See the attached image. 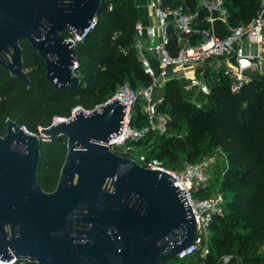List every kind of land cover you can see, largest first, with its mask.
Here are the masks:
<instances>
[{"label":"water","instance_id":"obj_1","mask_svg":"<svg viewBox=\"0 0 264 264\" xmlns=\"http://www.w3.org/2000/svg\"><path fill=\"white\" fill-rule=\"evenodd\" d=\"M201 3V1H199ZM101 0H0V66L26 86L25 39L44 61L53 87L74 89L75 46ZM125 104L107 100L77 108L66 121L27 134L5 120L0 135V259L33 264H160L196 235V221L175 178L115 153L108 142L122 130ZM65 136L56 187L38 182L41 141Z\"/></svg>","mask_w":264,"mask_h":264},{"label":"trees","instance_id":"obj_2","mask_svg":"<svg viewBox=\"0 0 264 264\" xmlns=\"http://www.w3.org/2000/svg\"><path fill=\"white\" fill-rule=\"evenodd\" d=\"M101 1L95 24L75 45L78 87H53L45 77L43 59L25 39L20 45L30 85L0 66V135L5 134L7 118L38 133V127L49 126L55 116L67 117L77 106L92 109L104 103L125 81L133 88L151 82L133 44L140 20L135 0ZM224 1L230 26L248 23L259 9V0ZM179 3L194 10L198 0H160L162 7ZM176 48L172 39L173 53ZM184 86L185 81L178 79L164 83L158 108L168 115L170 132L183 126L185 133L184 137L167 136L156 156L176 163L177 151H186L191 162L205 149L219 148L227 161L217 178L225 205L224 212L210 223L207 255L198 260L193 256L173 258L160 264H264V250L259 249L264 243V74L250 77L237 91L230 90L224 77L215 75L210 91L198 94L200 106L195 105L191 91ZM142 122L143 115L137 109L131 125ZM164 138L151 134L135 141V146H145L151 140L155 145ZM65 153V136L41 141L37 175L45 191L55 189ZM210 189L208 185L199 194L207 196Z\"/></svg>","mask_w":264,"mask_h":264},{"label":"built area","instance_id":"obj_3","mask_svg":"<svg viewBox=\"0 0 264 264\" xmlns=\"http://www.w3.org/2000/svg\"><path fill=\"white\" fill-rule=\"evenodd\" d=\"M151 9L154 22L145 27V31L154 42L146 48L139 40V33L143 30L139 23L136 25L133 39L143 72L150 76L151 82L138 88H133L129 83H122L108 99L117 98L125 104L122 130L109 139L108 146L113 151L132 158L143 167L165 171L175 178L173 184L182 187L185 194L181 190L179 192L181 196L185 195L196 221L194 240L177 252L175 258L184 260L198 251L204 257L210 251L208 237L210 223L215 216L224 212L225 205V198L219 190L207 196L199 194L209 185L206 171L208 164L190 163L181 171H177L166 167L156 157L133 155V151L136 150L135 141L151 134L170 136L169 117L158 108L162 98L155 97L160 82L170 79L183 80L185 89L193 92L192 98H195V95L210 91L215 75L224 77L230 90L237 91L247 79L260 74L264 63V0H259L258 12L248 23L236 26L228 24L229 12L224 0H198L194 10H190L183 3L162 7L160 0H153ZM96 19L95 16L91 25L80 36L72 30L64 39L71 41L75 46L84 39ZM201 21L204 26H197ZM217 21L228 25L227 34L219 36L214 33L213 25ZM172 39L177 46L174 53L171 49ZM147 52H151L150 55L156 61L155 65L150 61ZM77 66L75 60L72 66L73 73ZM194 103L197 106L201 105L200 101ZM137 109L143 115V122L134 126L131 125V120ZM76 110L77 108H73L67 117L55 116L52 123L66 121ZM22 128L27 134H38L28 131L24 126ZM224 261H227V257ZM0 264L23 263L13 258L7 261L0 259Z\"/></svg>","mask_w":264,"mask_h":264},{"label":"rangeland","instance_id":"obj_4","mask_svg":"<svg viewBox=\"0 0 264 264\" xmlns=\"http://www.w3.org/2000/svg\"><path fill=\"white\" fill-rule=\"evenodd\" d=\"M153 1V0H152ZM260 73H264V63L262 65V68L260 70ZM124 83H128L127 81H125ZM165 82H160V84H158L156 91H155V97L156 98H161L162 97V93H163V86H164ZM122 84V83H121ZM118 87V86H117ZM116 87V88H117ZM116 90V89H115ZM193 94V92H191ZM111 97V96H110ZM199 96L195 95V98H192L193 101H196V103L202 104V100L198 99ZM76 108H82L81 106H77ZM95 108V107H94ZM92 108V109H94ZM85 111H90L92 109H86V108H82ZM41 128V126L38 127V130ZM185 128H183V126L181 127V129H179V131H171L170 135L176 136V137H184V133L185 131H183ZM164 139L162 141H160L158 144H152V140L149 141L147 145L145 146H135L136 150L133 151V155L136 154H144V155H149L150 157H156L159 160H161L164 165L168 168H173L177 171H181L182 169L185 168L186 165L192 163H200V162H206L208 164L207 167V175L209 177V185L211 186L210 189V193H214L216 190L220 189L219 186V180L217 179L218 177H220L221 172L223 170V168H225L227 166V161H226V156L225 154L219 149V148H207L204 150L203 153L200 154V156L194 158L193 160L188 161L186 158V151H177L178 153V157L179 160L176 163H170L166 157H160V156H156V154L158 153L159 149H160V145H162L163 143H165L166 140V135H164ZM46 140V139H44ZM221 192V191H220ZM210 235V230L208 232V237ZM260 250H264V243H262L259 247ZM202 257L201 252L198 251L196 253V255H193V258L195 260H198ZM18 262H22L23 264H33L25 259H20L18 260Z\"/></svg>","mask_w":264,"mask_h":264},{"label":"crops","instance_id":"obj_5","mask_svg":"<svg viewBox=\"0 0 264 264\" xmlns=\"http://www.w3.org/2000/svg\"><path fill=\"white\" fill-rule=\"evenodd\" d=\"M136 2V7H137V11L138 14L140 16V20H139V25H141V27L143 28V30L141 31V33H139V40L144 44V46L146 48H148L149 44H152L154 42V40L152 38H149L146 35V31H145V27H147L150 24H153V18L151 16L152 14V9H151V3L152 0H135ZM203 15V14H202ZM204 23L198 22L197 26H204ZM213 30L214 33L216 35L219 36H223L225 34H227L228 32V25L225 23H221L219 21L215 22V24L213 25ZM151 52H147V56L149 57L150 61H152V63L155 65V59L154 57H152V55H150Z\"/></svg>","mask_w":264,"mask_h":264}]
</instances>
